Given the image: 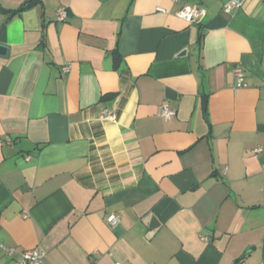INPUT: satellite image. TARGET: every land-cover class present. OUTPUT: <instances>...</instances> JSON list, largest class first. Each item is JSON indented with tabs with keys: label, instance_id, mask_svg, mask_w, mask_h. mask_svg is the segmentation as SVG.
Returning a JSON list of instances; mask_svg holds the SVG:
<instances>
[{
	"label": "crops",
	"instance_id": "0c3cea01",
	"mask_svg": "<svg viewBox=\"0 0 264 264\" xmlns=\"http://www.w3.org/2000/svg\"><path fill=\"white\" fill-rule=\"evenodd\" d=\"M25 1L0 0V264L34 247L48 264H264V0Z\"/></svg>",
	"mask_w": 264,
	"mask_h": 264
},
{
	"label": "built area",
	"instance_id": "2783aa9c",
	"mask_svg": "<svg viewBox=\"0 0 264 264\" xmlns=\"http://www.w3.org/2000/svg\"><path fill=\"white\" fill-rule=\"evenodd\" d=\"M243 0H228L224 4V11H231L234 8H238L242 5ZM162 10V9H160ZM176 15L187 21V22H198L202 19L205 15V9L198 5H183L180 9L177 10ZM66 18V9L64 6H61L57 9L56 12V20L63 21ZM69 69V65L65 64L62 66V71L67 72ZM233 75H234V87L235 88H242L246 86L245 82V75L243 69L236 65L233 68ZM159 115L164 119L168 120L172 116L175 115V111L170 108L166 101H163L159 105ZM100 119H107V120H115L116 115L115 113L104 107L99 115ZM4 142L10 143L11 139L8 136H5ZM107 222L110 226H115L119 222V216L111 213L106 218ZM4 249V247H2ZM7 252L11 253V249H5ZM17 264H48L46 260V254L40 248L34 247L30 249H26L20 254V259ZM114 264H122L119 261H116Z\"/></svg>",
	"mask_w": 264,
	"mask_h": 264
},
{
	"label": "trees",
	"instance_id": "16d2710c",
	"mask_svg": "<svg viewBox=\"0 0 264 264\" xmlns=\"http://www.w3.org/2000/svg\"><path fill=\"white\" fill-rule=\"evenodd\" d=\"M38 0H27L24 3H22L17 9L14 10V12L21 11L25 8H28L35 4Z\"/></svg>",
	"mask_w": 264,
	"mask_h": 264
},
{
	"label": "water",
	"instance_id": "95a60500",
	"mask_svg": "<svg viewBox=\"0 0 264 264\" xmlns=\"http://www.w3.org/2000/svg\"><path fill=\"white\" fill-rule=\"evenodd\" d=\"M6 51H7V47L0 44V55H5Z\"/></svg>",
	"mask_w": 264,
	"mask_h": 264
}]
</instances>
